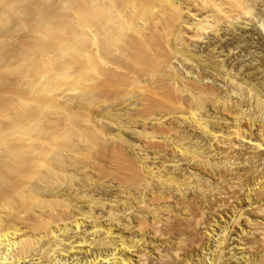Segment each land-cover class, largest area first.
<instances>
[{"label": "rangeland", "instance_id": "obj_1", "mask_svg": "<svg viewBox=\"0 0 264 264\" xmlns=\"http://www.w3.org/2000/svg\"><path fill=\"white\" fill-rule=\"evenodd\" d=\"M131 1L135 5H133V3L132 4L130 3L129 5H133L134 9H136V10H137V8H139L137 6H142V9L144 7V11L140 8L138 9V10H140L138 12V14L141 16V18H144L150 25H155L153 21L158 18L157 16H159L161 12L163 14L166 13L165 15L171 16V18H172L171 20L173 22L172 21H170V22H172L171 23L172 25L174 24L173 26L171 25L172 32L170 31L171 29L170 30L164 29L166 27V25H169V24H167V21H165L167 19L164 20L161 18V17L164 18L165 15L159 16L160 21H161L160 23H158L159 18H158V20L155 21L156 25H158L157 27H155L156 25L154 26L155 29H158L159 26L161 25V23L165 21L162 24V25H165V27L160 28V29H162V31L159 32V33L162 32L161 34H162L163 38L161 36V38H160L161 40L159 38H158L159 39L158 40L156 38L158 36H156L155 42L158 40L159 42L160 41L164 42V44L166 43V46L164 44H162V42H160L161 43L160 45H162L161 47L165 46V48L167 47L166 49L171 50V51L170 50L167 51L168 53L166 52L167 56L169 55V57H171L175 53L177 55L175 54L176 56H173L174 58L171 57L168 59L169 61L171 59L173 61V63H171L172 61L168 62V60H167V62H168V64H167L166 59L168 57L164 56V55H166V54H163L164 52L162 53L163 55L158 57L159 54H161V51H163V50H161L163 48H160L158 46L160 49H158V51H156L157 49L155 50V46L157 48V45H155L153 43L154 51H153V48L150 47V49H152V52L157 53V54L153 55V53L149 49L148 52H149L150 56L152 53L153 57H149L150 58L149 59L148 58V56H149L148 52H147V57L146 56L144 57V59L147 58V59L151 60L150 66L147 65V63H149V60L148 61L145 60L146 65L148 67L145 65L144 61H141V62H143V64L141 62H140L141 64L140 63L138 64V62H137V64L133 63L132 65L128 63V65H130V66L124 65L126 63L123 64L124 67L127 66V67L134 68L133 69L134 73L132 70H129L130 72H132V73L129 72V74H131L130 76H133V78L136 77L135 76V74H136L138 76V78H136V79H138V82L133 81L135 78L134 79L132 78V80L131 79L126 80L125 82H122V83L115 82L112 86L114 90L110 88V91L106 92L105 95L103 94V96H101L102 93H99L101 91L98 92V89H99L98 87H97V90L95 88H93L94 86L96 87L97 84L91 85L90 84L91 81L88 84L84 81L87 85L86 89H88L89 86H92L91 87L92 89L91 88H90L91 90L89 89L92 96L89 93H86L83 96H85V95L87 96L89 94L90 97L88 95L87 96L88 98H92L93 96H95V98L94 99H88L87 97L85 98L81 95L83 101L81 99L80 100L82 102H84L85 104L80 102V104L78 106L82 109H79V107H78L77 110L79 112L76 110V113L78 112L77 115L79 118H77V115L74 118V120L77 118L76 121L78 120L80 122V124H78L74 120H72V123L74 121V123H73L74 127H76V125H78V126L82 125L83 126V127L80 126L79 129L81 128L80 129L81 131L83 129L84 132H80L79 129L76 128L77 133L79 132V135L78 134L77 135L79 137L83 138L84 140H87V142L89 141V144L84 142V145L80 146V149L76 148V146L68 148V150L71 154V156H70L71 159L69 162L67 161L68 163L66 162V164H68L69 166L65 165V167L63 169L60 167L58 169V166H56V165H55L56 167L54 165L53 166H54V171L55 172L57 171L55 177H58V179L56 178L58 180V184L61 183V185H64V189H62V186H61L60 190H66L67 189V192H69L68 188H70V186H71V185H69L70 183L74 187L77 184L83 185L84 179L87 180L88 182L85 181V183H84L86 185H83V186H85L84 189L81 188V190L86 189L87 191L85 193H84V191H82L84 194L82 192L78 191V192H80V194L82 193L86 197L83 196L84 199H83V197H81L82 200L81 199L78 200L77 196H81L82 194L81 195H75L76 197L72 196V198H70V195L68 196V195L64 194V196L68 197L67 200H66V197L64 198V196H63L62 198L65 200H63V199H61V200H62V203L64 205L60 202L59 204H62L63 206L60 207L59 205H57L58 208L56 207V209L57 210H63L62 207L64 209H66L69 206H76V207H81V208L84 207L82 210H84L85 212L90 210V212L94 213V215H97V217H98V214H100L99 216L103 217L102 218L103 220L102 219L99 220L100 228L102 225H103L102 226L103 230H105L104 228H111V230L114 232L113 233L114 237H115V235H116V238L118 235L123 236L125 239L127 238L126 240L129 241L130 238L132 237V235H134L132 238L134 240H137L136 242H138V241L141 242L142 244L141 243L140 244L142 246L141 245H135V247H134L135 249L134 248H133V250L131 249L133 252L130 251V254L128 253V255L132 256V259H131V262L128 264H134L136 262V260L138 259L136 257H138L140 253H141L140 256L144 254L142 256L144 259L143 261L145 262L144 264H147V263L148 264H158V262L160 264H163V262H164V264H264V248H262V246L260 245L259 236H258V234H256L257 232L254 231L255 227L259 226V222H261L260 226L262 225V223H264V205H262V204H264V193L260 192L262 189H264V173H262V172H264V151L257 150V151H259V152H257L253 146L255 143L264 145V134H262V132H264V119H262V118H264V30H262V29H264V0H249V1L245 0V2H241V3H245L246 7L244 6L245 8L243 7V9L246 12H244L242 10L243 15H242V13H241V16L239 14L240 18H238L239 16L237 15L238 20L236 18H234L233 21L232 20L221 21V23L218 22L219 24L210 22V25H212L213 29L209 25L208 26L209 28L207 27V30L206 29H204L205 31L202 30L203 36H201V38H198L200 36L199 32H201V31L197 32L198 37L197 36L193 37L192 35H190L193 30L187 29V28H184V30H183V27H185V26L182 24V22H183V19H184V21H186V17H187L186 15L187 14L185 15V13H184L185 11L180 12L179 15L182 16L183 18H181L180 21L177 22V19L180 18V16L177 17L178 14L174 15V14H172L171 9H168L170 7L169 6L170 4L169 5H167V4L170 1L167 2V0H165V1L160 0V2H159V0H158V6L155 4V7L153 5L155 2H153V1H156V3H157V0H131ZM208 1L209 0H191V3H192V5L196 4L198 6L204 7L203 9L206 12V11L210 10L209 5L207 4ZM250 1L253 2L254 4H252ZM241 3H240V6L243 5ZM152 5H153V7H152ZM133 6H130V7H133ZM145 6H150V8L152 7L151 8L152 11H153V9H155L157 7H159V10H157L158 9L157 8L155 13L153 11V15L150 17L149 14L147 15V13H149V12L152 13L151 9L149 7H145ZM147 8L150 10L148 11ZM249 10H250V12H249ZM131 11L133 12L134 10H132V8H131ZM157 11H159V12L161 11V12L159 13ZM132 12H130V13H132ZM142 12L145 14H143ZM203 12H201V13H203ZM138 14L136 11L134 13V16L138 17L139 16ZM155 14L157 16H155ZM143 15L144 16L146 15V16L143 17ZM130 16L132 17V14H130ZM153 16L155 19L152 18ZM137 17H133V18L137 19ZM141 18L138 17V19H140V20H141ZM148 18H149V20H148ZM136 19H134V20L137 23V25L141 24V23L143 24L144 19H142L143 22H141L142 20L140 21V20H136ZM175 19H176V21H175ZM188 19H187V21H188ZM134 20L133 21L131 20V26L129 28L134 26L133 25V24H135ZM162 20H164V21H162ZM190 22H191V20H189V23ZM148 23L145 26H147ZM214 24H216V27H213ZM162 25H161V27H162ZM89 27H91V26H89ZM141 27H144V26H141ZM154 27H152V28L154 29ZM133 28H135V26ZM133 28H131V31H130L131 33L134 30ZM168 28H170V26H168ZM128 31L129 30H127V32ZM163 32H166L167 34H168V32H170L171 36H170V34H169V36H167L165 33V37H164ZM179 32L180 33L182 32L183 34L182 33L180 34ZM193 32L195 33L196 31H193ZM193 32H192V34H193ZM127 34H130V33L128 32ZM161 34H159V35H161ZM133 35L136 36L138 34L134 33ZM172 35H174V36H172ZM178 35H180L179 36L180 38L178 37ZM201 35H202V33H201ZM182 36H183V38L187 37L185 39V41L183 40ZM189 36H192L191 40H187V39H190ZM167 37H169V38H167ZM176 37H178V39L182 38V40H181L182 43L185 42L187 47H186V45H181L182 43L179 42ZM163 39L166 41H164ZM168 40H170V41L168 42ZM156 44H158V42ZM168 45H170V46H168ZM182 47H183V50L186 49V51H188V52H185V51L183 52L184 56H183V53L181 52ZM177 48L178 49L181 48V49L178 50ZM175 50L180 51V53L182 55H180L179 52H176ZM164 51H166V50H164ZM174 51H175V53H174ZM158 52H160V53H158ZM185 53H187V55ZM191 53L194 55L191 56ZM185 55L187 57H185ZM162 56L165 57L166 59L165 58H164L165 60L162 59L161 58ZM175 57H178V58L175 59ZM173 59H175L176 61ZM183 59H184V61L186 60V62H184ZM165 63L167 64V67H166L167 69H164V67L166 66ZM135 64H136V68L134 67ZM169 64H170L171 68H168ZM214 64L218 67H216ZM173 65H175V66H173ZM212 66H213V68H212ZM127 67H125V68H127ZM132 68H130V69H132ZM172 68H174V69H172ZM175 68H177L178 70H176ZM164 70L169 71V72H167L168 74ZM171 72H173L174 74ZM175 72H177V73H175ZM198 72H200L202 74H200ZM165 74L168 76H165ZM170 74L171 75L173 74L174 76H176L175 78L178 77L177 75H180V76L182 75V76H181V78L179 76L177 79H174L173 75L171 76ZM198 74H200L202 76V78H204L203 82L205 81L204 82L205 84H203V85H205V87L208 85L207 89L209 88V90L213 94L215 93L213 95L214 97L209 96V97H204V98L203 97L194 98L192 96L195 92V88L197 86L198 79L201 78L200 75H199L200 77H197ZM225 75H226V77H225ZM139 76L141 79H139ZM194 77L195 78L197 77L196 78L197 80ZM88 78H89V76H88ZM139 80L141 81L140 83H139ZM194 80L197 83H195ZM86 81L88 82L89 80H86ZM174 81H175V83H174ZM78 82L84 83L83 80L81 82L78 80L77 82L74 81L73 84L75 85V83L77 84ZM69 83L70 82H68L67 85H70ZM79 83L77 84L78 88H79V86H81L80 88L83 89V87H85V83H84V86H83V84L80 85ZM194 83H195V85H194ZM198 84H200V83H198ZM71 86L74 87L73 85H71ZM93 89H95V91H97V93L94 92V95L92 93ZM174 90H175V92H174ZM187 91L191 94V96L187 93ZM60 93L65 94V96L67 94V96L70 98L73 97L72 94L68 93L67 91L64 93L63 90H61ZM74 93H75L74 97H77L76 96L77 91ZM217 93H218V95H217ZM155 94H157V95H155ZM99 95H100V98L101 97L103 98L104 96H105V98L104 99L97 98V96H99ZM67 96H66V98H67ZM79 97H80V94H79ZM79 97H77V99ZM171 97L173 98V100L169 101V100H171L170 99ZM100 100H102V101H100ZM136 100L139 104L137 102H135ZM140 100H142V103ZM178 100L181 104L178 102ZM183 100H184V102H183ZM214 100L216 102L215 104H213ZM112 101L115 103H113ZM173 101H174V103H172ZM176 101L179 103L180 106L176 105V104H178ZM89 102L91 104H89ZM109 102H112L113 105ZM166 102H167V104H163ZM175 102H176V104H175ZM228 102H229V104H227ZM255 102H256L257 106H256ZM231 103L233 105H231ZM82 104H84V106L86 105L87 107H84ZM133 104L134 105L137 104V105L134 106ZM110 105H112L114 108L112 106L110 107ZM104 106L106 109L103 108ZM158 106H159V109H158ZM173 106L174 107L175 106H179V107L182 106L183 112L179 113L180 110L178 112H176V110H174L175 108ZM228 106L233 107V108L231 107V109L234 111L235 117L240 115L241 118L239 117L240 118L239 123H238V121L235 122L232 119L234 117V115L232 112H229L230 109L228 108ZM89 107H90V109L92 107L93 108L90 110ZM108 107H110V110ZM169 107L170 108L172 107L171 108L172 110H170ZM189 107H190V109H189ZM226 107L229 109V110L227 109L228 110L227 112H225V110H224ZM184 108H185V110H184ZM114 109H116V110H114ZM165 109L166 110L168 109V111H170L171 113L170 112L167 113L168 111L166 112ZM236 110H238L239 112ZM102 111L104 114L108 113L109 115H104L102 113ZM117 111L119 114L117 113ZM191 111L196 112V114L198 116L202 117L206 121V124L208 123L207 125L209 127H211L209 130L214 131V129H215V132L218 131L219 135L222 134V135H220L222 137L218 138V140H216V139L212 138L211 135L209 136L207 133H202L204 131H202L200 128H198V126L193 121L192 117L190 118L191 115H189V112H191ZM208 111H209V113H208ZM114 112H116L118 115L115 114ZM236 112H238V115L235 114ZM226 113H230V114H226ZM231 113H232V118L229 117V115L231 116ZM169 114H172V117H171V115L169 116ZM155 115H156V117H155ZM183 115H185V116H183ZM104 116L106 118H104ZM121 116H124L125 118L121 117ZM127 116L128 117L130 116V117L127 118ZM131 116H132V118H134V117L135 118L131 119ZM136 116L137 117L139 116V117L137 118ZM159 116L161 119L159 118ZM170 117L174 118V121ZM214 117H215V119H214ZM245 117L247 119H245ZM93 118H95V120H97V122ZM119 118H121V119L118 120ZM181 118H187V119L184 120ZM79 119H81V121ZM98 119H99V121H98ZM108 119L112 123H110ZM128 119H129V121H128ZM156 119H157V121H156ZM159 119H160V121L163 120V122L162 121L158 122ZM100 120H101V122H100ZM112 120L114 121V124H115V122H117V123L115 125H113ZM126 120L128 123L126 122ZM175 120L177 122H175ZM190 120H191V122H190ZM88 121H91L92 123L88 122ZM75 122H76V124H75ZM90 123H91V125H90ZM99 123H101L100 125L102 127L99 125ZM124 123H126V124H124ZM153 123L156 125H153ZM179 123L181 124V126ZM213 123L214 124L216 123L215 125L217 127L212 126V125H214ZM232 123H233V125H232ZM87 124H89V125H87ZM96 124L98 125L99 128L95 127ZM110 125H111V127L113 125V127H112L113 129L110 127ZM144 125H146V126H144ZM237 125H239L238 128H240V130L237 128ZM249 125H250V127H249ZM86 126H88V127L91 126V127H89L90 129H92V127H93V129H92L93 132H92V130H89V128ZM114 126H116V127H114ZM234 126H236V128L239 130L238 133L240 132L239 135L242 136L243 138L240 137L239 140H232V139L229 140L230 138L229 139L226 138L230 134V132L234 130V129H232V127L234 128ZM251 126H252V129H251ZM129 127H131V129ZM168 127H169V129H168ZM260 127L262 130L260 129ZM105 128H106V130H104ZM107 128L109 131L107 130ZM166 128H167V130H166ZM170 128H171V130H170ZM217 128H220V129H217ZM137 129H138V131H137ZM144 129H145V131H144ZM111 130H112V132H111ZM89 131L91 132V135H93V133H94L95 137L97 136V133H98L99 136H97L96 138L101 137L102 139L100 138V139H97V141H96L95 137L87 138L88 134H90ZM95 131H99V132H95ZM100 131L101 132L103 131V132L100 134ZM119 131H120V133H119ZM170 131H171V133H170ZM258 131H259V133H258ZM85 132H86L87 136H84V135H86V134H84ZM110 132H111V134H110ZM138 132H140V133H138ZM180 132H182V133H180ZM246 132H248V133H246ZM135 133H137V134H135ZM141 133L143 135H145V133L146 134L148 133V135L143 136ZM168 133H169V135H168ZM223 133L225 135L227 133V135L224 136ZM184 134L186 135V137ZM82 135H83V137H82ZM91 135H89V136H91ZM106 135H109V136H106ZM202 135H204V136H202ZM110 136L112 137V139H110L111 138ZM165 136H167V137L165 138ZM244 137H245V139H244ZM85 138H87V139H85ZM119 138H121V140ZM162 139H164L163 140L164 142L162 141ZM225 139H226V141L227 140L230 141V144H232V146H233L232 147L233 149L227 151L230 154L223 151L226 147V145H224ZM99 140H101V141H99ZM174 141H176L177 143ZM182 141H183L184 145H183V143H181ZM228 141L225 142V144H227ZM234 142L236 143V146H235ZM248 142L250 143V145L251 144L252 145L250 146ZM252 142L253 143L255 142V143L253 144ZM175 143L176 144L181 143L180 144V145H182L181 149L184 147L183 150L180 151L177 147H175L176 146ZM85 144H87V145H85ZM230 144L228 143L229 146H230ZM83 146H84V148H82V150H81V147H83ZM87 146H89V147L85 148ZM134 146H136L137 148L143 147L142 148L143 151L140 149L138 150ZM197 146H198L199 150H198ZM238 146H240V147H238ZM250 147H253V148L251 149ZM187 149H188V152H186ZM177 150H179V151H177ZM189 150H190L191 154L189 153ZM262 150H264V149H262ZM71 151L74 153L76 161L74 159H72V157H74V156L72 155ZM222 151L224 153H222ZM137 152H139V153H137ZM199 152H201V153H199ZM231 152H232V156H229V155H231ZM174 153H175V155H174ZM145 154H146V159H145ZM223 154H225V155H223ZM67 155H69V154H67ZM201 155L202 156L204 155V156L202 157ZM172 156H174L175 159ZM196 156H198V157H196ZM220 156H221V158H220ZM227 156H229V157H227ZM164 157H165V159H164ZM139 158L140 159L142 158L144 161L142 159L140 160ZM204 158H205V160L207 159L206 162H205ZM150 159H151V161H150ZM188 159H190V160H188ZM224 159L226 160L227 164L226 163L223 164ZM71 160H72V162L74 160L73 165H70ZM203 160L205 162V165L203 164L204 163ZM164 161H166V162L162 163L163 164V168H162L161 162H164ZM201 161H202V163H201ZM213 161H214L215 165H217V166L219 165L218 168H216L217 166L213 165L214 164ZM144 162H147V165H146V163L144 164ZM209 162H211L210 164L213 163L212 164L213 166L209 165L208 164ZM229 162H231V163L229 164ZM257 162H258V164H257ZM217 163H219V164H217ZM148 164H149V166H148ZM227 165H230V166H227ZM66 166H68V167H66ZM143 166L145 169H147V170L149 169V171L145 170L143 168ZM139 167H140V169H139ZM229 168H230V170H229ZM136 169H138V171ZM231 169L234 170V173L232 171L231 178L232 177L233 178L231 179V182H230V179H227L228 177L230 178V175L227 176L225 174L230 173ZM58 170L62 171V172L65 171V172L69 173V175H68V173H65L68 182L70 181L69 184L64 183L67 181L66 178H64L65 175L62 176V174H64V172L61 174V172H58ZM133 170H135V171H133ZM142 170H144V172L146 171V173H144ZM154 170H155V172H156V170L160 171L159 174L157 175L159 178L157 176H154V175L152 177V174H150L151 176L149 175V173H151L152 171L154 172ZM225 170L227 171V173ZM219 171L220 172L222 171V172L220 173ZM228 171H230V172H228ZM235 171H236V174H235ZM256 171L257 172L259 171L258 172L259 174ZM57 173L60 176H57L58 175ZM71 173H73L74 176ZM135 173L137 176L142 177V179L137 177L135 175ZM139 173L141 176L138 175ZM141 173L143 174V176ZM219 173L223 176H221ZM70 174H71V176H70ZM147 174H148V176H147ZM163 174H164V176H163ZM233 174L237 175L238 178L235 179L234 177H237V176H234ZM131 175H133V177ZM171 175L174 177L173 178L174 180L172 179ZM214 175L218 176L219 178L215 177ZM160 176H163V177H160ZM168 176H169L170 180L168 179ZM60 177H63L64 180ZM69 177L71 179L74 178V180L73 179H72V181L69 180ZM146 177H148V178H146ZM225 177H226V179H225ZM257 177H259V179ZM59 178L62 179L61 182H59L60 181ZM132 178H133V180H132ZM138 178H139V180H138ZM153 178L155 181H153ZM78 179L80 180V182ZM185 179H186V181H185ZM165 180H166V182H165ZM178 180H180V182ZM227 180H229V181H227ZM137 181H139L138 182L139 184H137ZM143 181H144V183H148L146 188H145L146 184L144 185ZM182 181H183V183H182ZM195 181H196V183H195ZM81 182H82V184H80ZM184 182L187 186H190V189H188V187L186 185H184ZM188 182H190V184ZM73 183H74V185H73ZM135 183L139 187H137L135 185ZM175 183L177 184L176 187H175ZM191 184L194 186H192ZM234 184H236V185H234ZM90 185H92V187ZM102 185H104V186L102 187ZM143 185H144V191L142 188ZM179 185H180V187H179ZM181 185H182V187H181ZM214 185H215V187H214ZM57 186L60 187V185H57ZM140 186H141V188H140ZM183 186L185 188H183ZM99 187H101V188L98 189ZM162 187H164V188H162ZM90 188H93V189H90ZM207 188H208V190H207ZM213 188L215 191H217V192L219 191L218 195L215 194L214 190H212ZM217 188H219V189H217ZM225 188H227V189H225ZM72 189H75V187ZM88 189H89V191H88ZM136 189L139 193L141 192V194H139L136 191ZM147 189H148V191H147ZM204 189L208 192L204 191ZM258 189H259V191H258ZM104 190H106V191L104 192ZM157 190H159L160 193L157 192ZM162 190H164V191H162ZM178 190H179V192H177ZM180 190H182V191H180ZM98 191H100V192L98 193ZM149 191H150V193H149ZM154 191H156V192H154ZM213 191H214V193H213ZM75 192H77V191H75ZM153 192H154V197L152 194ZM262 192H264V190H262ZM167 193H169L170 195ZM92 194H93V196H92ZM122 194L123 195L125 194L124 196H126V197H124ZM143 194H144V196H143ZM159 194H160V196H158ZM162 194H165V195H162ZM166 194H167V196H166ZM224 194H225V196H224ZM257 194L260 195L261 198H260V196H257ZM213 195H215V196L213 197ZM232 195L234 198H232ZM134 196H135L136 201L134 200ZM136 196H137V198H136ZM181 196L182 197L184 196V197L182 198ZM218 196H220L219 199H218ZM113 197H115V199H116L115 201L118 203H116V202L114 203ZM129 197H132V198H129ZM151 197L154 198L153 202H151L152 199L150 200ZM155 197L156 198L158 197L157 200H159V201L163 197L165 198V200H166V198H168V201L166 200L167 201V203H166L165 200L162 199L161 202H159L156 200ZM95 198H97V199L95 200ZM145 198H147V199L145 200ZM73 199H74V201H73ZM175 199H176V201H175ZM181 199H182V201H181ZM75 200L76 201L78 200L79 202L77 201V203H76ZM89 200L92 202L87 203V202H90ZM110 200H112V201H110ZM219 200H220V203H222L221 200L223 201V203L220 204L218 202ZM224 200H226L225 203H224ZM80 201H81V204H83V205L80 204ZM109 201L111 203H109ZM148 201H150L151 204L153 203L154 207ZM154 201H157L159 204L154 202ZM186 201H188V202H186ZM68 202L70 203V205H68L69 204ZM124 202H125V204H124ZM131 202L134 204L135 207L133 206V204ZM145 202L147 203V205L149 204L147 206V211L149 209V212L152 213V216L156 215L157 211L155 212V214H153V212H151V211H153L155 209H159L161 207H162L161 209H163L165 206H167V209L170 212L168 210H166V208H164L163 210L159 209L163 212L162 213L163 217L161 215V211H158L157 215H159V216L161 215L162 218L161 217L158 218L159 216H157V215L152 217V216H150V213L146 212V209L143 208V207H146ZM162 202L164 203V206H162L163 205ZM178 202L179 203L181 202V203L179 204ZM217 202H218V204H217ZM108 203H109V205H108ZM142 203H144V204H142ZM185 203H187V204L191 203V205L189 204L187 206V204H185ZM86 204H87V206H86ZM110 204H112L113 207ZM129 204H132V205H129ZM170 204H172V205H170ZM65 205H67V206H65ZM124 205L125 206L127 205V206L125 207ZM141 205H143V206H141ZM150 205L152 207L151 209H150ZM217 205H218V207H217ZM224 205H227L228 207L224 206ZM136 206H137V208H136ZM201 206H203V207H201ZM222 206H224V207H222ZM90 207H92V209ZM140 207H142V208H140ZM168 207L171 209H169ZM185 207H187V208L189 207L188 208L189 211H187L185 209ZM232 207H234V208H232ZM260 207L262 208L261 213L259 211V209H261ZM257 208H258V210H257ZM105 209H106V211H105ZM143 209H145V211ZM201 209H203L204 212ZM115 210L118 212H116ZM139 211H141L140 212L141 214L139 213ZM255 211L258 212L259 214H257ZM109 212H111L113 214L115 213L117 216L116 218H119L121 220L122 219L126 220V218L128 217L126 221L129 220L130 223L132 222V226L137 222V221H135L137 219L140 221L142 219V221H143L144 218L142 216L145 217V220L143 221L144 223L146 221V217H148V216H150V217H149V220L147 218V220H148V221H146L147 223L151 222L153 218H154V220H157V218H158L157 221L158 222L161 221L159 225H161L162 222L164 224V225L162 224V227L159 226L161 228L160 230H162V232L160 231L161 234L162 233L164 234V235L162 234V237H164V238H162V237H160L161 239H159V237L154 238L152 235L149 234V230L147 232V229H149L147 227H146L147 229H143L142 234L139 233L140 234L139 235L137 233V231H135V230L133 231L134 228L131 230H125L126 231L125 232L124 229L121 227V225H119L120 223L114 226V224H116V221L114 223L113 222L111 223L113 226L110 223H109L110 225L107 226L108 222L104 217H106ZM145 212L147 214L148 213L149 214L147 215ZM184 212H187V214ZM143 213H144V215H143ZM158 213H160V214H158ZM168 213H169V215H168L169 217L167 216ZM189 213L191 214L192 217L189 216L190 215ZM118 215H121V216H118ZM200 215H201V217H200ZM122 216H124V217H122ZM164 216H167L169 219L170 218L171 219L169 220L167 217H164ZM155 217H156V219H155ZM185 217H187V218H185ZM164 218H166V220ZM159 219H161V220H159ZM212 219L214 222L212 221ZM234 219L236 220V223L234 222L235 221ZM167 220H168V222L165 223V221H167ZM251 221H252V223H251ZM84 224L86 226L84 229H88V228H90V226H92L91 222L89 223V221L85 222ZM213 224H214V226H213ZM250 224H252V226ZM100 228L97 229L98 231L93 232V233H90L87 231L88 232L87 234L89 236H86L87 234H84V233L82 236V232L85 231L82 227L80 230H82V229L83 230L80 231L81 234L79 233V235H78V238L80 235L82 236V238L80 237V241L83 239V237L85 235L84 239L86 238V241L87 240L89 241L91 239L89 243H91L93 241L94 244L92 242V246L90 245V247L86 246V247H84V249L82 248L81 251H83V250L84 251L80 252L81 254L78 253V254L73 255V257L71 255L68 256L66 254L65 259L63 258V260L60 263L61 264L62 263L63 264H68V263L70 264L72 262V260H74V258L75 259L78 258L77 259L78 263H76V264H80V262H82V264H86L85 259L86 260L92 259V257L95 256L94 254L97 255L98 253H100V254L102 253L101 254L102 256L103 255L105 256L106 254H110V252H111L110 248H108L107 246L101 247V245L97 244L98 239L100 240V239L104 238L103 237L104 234L101 233ZM88 230H90V229H88ZM210 230L213 231L212 234L211 233L208 234V232ZM169 231H170V233H169ZM247 231H251V232H249L250 234ZM253 231H254V233H253ZM133 232H135L136 234ZM121 233H123V235ZM94 234L96 236H94ZM223 235H224V238H223ZM145 236H147V237H145ZM167 236L169 237V239L170 238L171 239L169 240ZM173 236H174V238L172 239ZM93 237H95V238H93ZM101 237H103V238H101ZM116 238H114V239L116 240ZM155 239H156V241H155ZM173 240L175 241L176 244L174 243ZM88 241L86 242L87 244H88ZM218 241L220 242V245H219ZM150 242H151V244H150ZM87 244H85V245H87ZM171 244L173 246H171ZM255 245L257 248L255 247ZM169 246L171 247L172 251L170 250ZM249 246H250V249H249ZM91 247L93 249H90V251H91V253H90V251L88 249ZM103 247H105V249ZM106 248H108V249H106ZM157 248L160 250H158ZM245 248H248V249H245ZM260 248L262 249V251ZM109 249H110V251H109ZM165 250L168 254L169 253H171V254H169V255L166 254L164 252ZM221 250H222V252H221ZM87 251H88V253H87ZM174 251L178 252V253H175ZM85 252L87 253L88 257L86 256ZM158 253H159V255H158ZM161 253H162V255H161ZM163 253L165 254L164 257H163ZM166 255H168V256H166ZM165 258H166V260H165ZM119 264H121V263H119Z\"/></svg>", "mask_w": 264, "mask_h": 264}, {"label": "bare ground", "instance_id": "obj_2", "mask_svg": "<svg viewBox=\"0 0 264 264\" xmlns=\"http://www.w3.org/2000/svg\"><path fill=\"white\" fill-rule=\"evenodd\" d=\"M165 1V0H163ZM170 1V2H169ZM249 1V0H246ZM153 5L155 7V4L158 6V0L157 3L156 1ZM160 2V0H159ZM167 2H169L167 5H169L168 9H171L172 14L177 15V17H179V13L185 11V16L186 17V21H184L182 24L185 26L184 28L187 29H191L193 31H196L195 33L191 32L190 35L197 36L198 31L200 36L198 38H201V36H203V31L204 29L207 30V27L210 25L211 23H221V21H229L232 20L234 18L237 19V15L241 16V13L243 15L242 10L244 11L243 7L245 6V3H241V2H245V0H209L207 2V4L210 7V10L206 11L203 9L204 7L198 6L196 4L191 3V0H167ZM251 2V1H250ZM132 4L133 2L131 0H0V264H59L63 258L65 259L66 254L69 256L71 255L73 257V255L78 254L81 251L82 248L84 249V247L92 246V242H90V240L88 241V244L86 243V238L80 241V237L82 238L83 233L87 234L88 232L93 233L98 231L97 229L100 228V224H99V220H101L103 217H100L98 214L94 215V213L89 211H84L82 210L83 208L81 207H76V206H69L68 208L64 209L62 207L63 210H57L56 207L57 205H59L60 207L63 206L64 204L62 203L63 199L62 197L65 195H70V198H72V196L75 195H81L84 191V193L87 191L85 190H81L84 189L86 185L83 182V185H75V189L72 186V184L70 183V181L68 182L67 177L65 175V173L68 172H64V174H62V176H64V178H66V182L64 183H70L69 185L70 188H68L66 190H60L61 186L62 189H64V185L58 184V177L56 176V172L54 171V166H58L60 168H64L66 164V162L70 161V152L68 150V148L71 147H75L80 149V146L84 145V142H86L87 144H89V141L87 142V140H84L83 138L79 137V132L77 133V129H79V127H83L82 125L78 126L76 125V127H74V121H76L78 117L77 113L79 112L78 109V105L80 104V102H82V96L86 93H90V90L92 89V86H89L88 89H86V83L88 84L91 81V85H96V87L94 86L93 88H95L97 90V87L100 89H98L99 93H102L101 96H103V94L105 95L106 92L110 91V88L113 89V84L115 82L117 83H122L125 82L126 80H132L133 76H130L131 74H129V70H132L134 73V68L132 67H127L130 66L129 64H133L138 62V64L141 61L145 62L146 65V61H148L150 58L149 57H153L154 53L152 52L153 48V43L155 45H157V48L155 46V50L158 51V49L163 48L161 50V54H159L158 57H160L163 54H166L164 56L168 57L167 59L165 57H161L162 59H166V62L169 58H174L173 56H176L177 54L172 55L171 57H169V55L167 56V51H169L168 49L165 48L166 43L164 44V42H162V44H164V47H161L162 45H160L161 43L158 41L161 36H162V32L159 33L160 31H162V29L160 28H164L165 25H162L165 21H167L166 27L164 29H171V23L173 22L171 19L170 15H165L166 13H160L159 16H163L165 15V17H161L162 19H167V20H162L164 22L161 23V25L159 26L158 29H155V27H157L158 25H156L155 21L158 20L159 16H157L155 14V16H157L158 18L155 19L154 16L152 18H154L155 20L153 21L154 24L156 25H150L144 18H141V16L138 14V12L140 10H138L139 8L142 9V6H137L139 8L134 9L135 5L133 3V5H129ZM240 3L243 4L240 6ZM252 4H254L253 2H251ZM152 5V7H153ZM166 5V6H167ZM133 6V7H130ZM151 6V5H150ZM150 6H145V7H149ZM156 6V7H157ZM250 6V5H249ZM151 7V8H152ZM246 7V6H245ZM244 7V8H245ZM134 10L133 12L131 11ZM150 8V9H151ZM158 8V9H157ZM155 9H153L154 13L157 10H159V7H157ZM167 8V7H166ZM253 8V7H252ZM148 9V8H147ZM148 9V11L150 10ZM137 11V14L139 15L138 17L142 19H144L141 21L140 19H138L137 16H134V13ZM144 11V7L142 9ZM147 11V10H146ZM153 11L151 9L152 13H147V15L149 14V16L151 17L153 15ZM204 11V12H203ZM252 11V10H251ZM132 12V13H130ZM203 12V13H201ZM246 12V11H244ZM248 12V11H247ZM250 12V10H249ZM143 13V12H142ZM130 14H132V17L130 16ZM145 14V13H143ZM151 14V15H150ZM250 14V13H249ZM247 15V14H246ZM146 16V15H145ZM143 15V17H145ZM240 16L238 18H240ZM133 17H137L133 18ZM133 18V19H132ZM169 18V19H168ZM183 18L182 16H180V18L177 19V22L180 21V19ZM189 18V19H188ZM140 20L141 22H143V24H138L135 22V20ZM188 19V21H187ZM235 19V20H236ZM131 20L135 22V24H133L135 26V28H133L134 26H132L131 28H133L134 30L131 31V28H129L131 26ZM149 20V18H148ZM189 20H191V22L189 23ZM238 20V19H237ZM146 21V22H145ZM159 21V22H158ZM157 22L160 23V18ZM172 21V22H170ZM176 21V19H175ZM133 22V23H134ZM150 22V21H149ZM170 22V23H169ZM140 23V22H139ZM148 23L147 26H145ZM218 23V24H219ZM174 25V24H173ZM172 25V26H173ZM179 25V24H178ZM177 25V26H178ZM262 25V24H261ZM91 26V27H89ZM144 26V27H141ZM155 26V27H154ZM168 26H170V28H168ZM137 27V28H136ZM154 27V29L152 28ZM181 27V26H180ZM210 27L212 28V25H210ZM213 27H216V24H214ZM209 28V27H208ZM210 28V29H211ZM137 29V30H136ZM181 29V28H180ZM179 29V30H180ZM209 29V30H210ZM213 29V28H212ZM127 30H129L128 32L130 34H127ZM167 30V31H168ZM186 30V29H185ZM190 30V31H191ZM208 30V31H209ZM264 30V29H262ZM172 32V29L170 30ZM205 31V30H204ZM92 32V33H91ZM186 32V31H185ZM189 32V31H188ZM134 33H137L138 35H133ZM161 35H159V34ZM164 37H165V33L163 32ZM180 33V32H179ZM182 33V32H181ZM180 33V34H181ZM202 33V35H201ZM158 34V35H157ZM171 36V33L168 32V34L166 33L167 36ZM183 34V33H182ZM196 34V35H195ZM205 34V33H204ZM185 35V34H184ZM187 35V34H186ZM189 35V34H188ZM158 36V37H156ZM174 36V35H172ZM180 35H178L179 37ZM192 36H189L190 39L187 40H191ZM155 37L158 39H156L157 41L155 42ZM178 37H176L178 39ZM163 38V36H162ZM169 38V37H167ZM180 38V37H179ZM183 38V36H182ZM182 38L178 39L179 42L182 43ZM187 38V37H186ZM185 37L183 38V40L185 41L186 39ZM165 39V38H164ZM163 39V40H164ZM176 39V40H177ZM161 40V39H160ZM197 40V39H196ZM166 41V40H164ZM170 40H168L169 42ZM177 41V42H178ZM158 42V44H156ZM188 42V41H187ZM180 43V44H181ZM189 43V42H188ZM187 43V44H188ZM178 45V44H177ZM176 45V46H177ZM181 45H186V43H182ZM189 45V44H188ZM160 48H159V47ZM170 46V45H168ZM172 46V45H171ZM173 47V46H172ZM184 47V46H183ZM182 47V53L188 52L185 50H183ZM187 47V45H186ZM165 48V49H164ZM149 49L152 52L151 56L149 54ZM178 49V48H177ZM181 49V48H180ZM178 49V50H180ZM166 50V51H164ZM154 51V48H153ZM171 51V50H170ZM147 52H148V58L149 59H144V57H147ZM164 52V53H163ZM167 52V53H166ZM179 52L180 55H182L180 53V51H176ZM160 53V52H158ZM163 53V54H162ZM193 53V52H192ZM191 53V56L194 55ZM170 54V53H169ZM187 55V53H185ZM171 55V54H170ZM185 55V57H187ZM196 55V54H195ZM156 56V55H155ZM184 56V53H183ZM199 56V55H198ZM195 57V56H194ZM204 57V56H203ZM178 57H175V59ZM144 59V60H143ZM164 59V60H165ZM173 59V60H175ZM187 59V58H186ZM146 60V61H145ZM188 60V59H187ZM150 61L149 63H147V65L150 66ZM172 60L170 59V61L168 60V62H171ZM176 61V60H175ZM184 61V59H183ZM167 62V64H168ZM186 62V60L184 61ZM189 62V61H188ZM126 63V64H124ZM143 64V62H141ZM140 63V64H141ZM173 63V61L171 62ZM124 65H127L125 67ZM136 64L134 65V67L136 68ZM166 64V63H165ZM164 64V65H165ZM167 64L164 67V69H167ZM206 64V63H205ZM146 65V66H147ZM181 65V64H180ZM215 65V64H214ZM175 66V65H173ZM216 66V65H215ZM223 66V65H222ZM138 67V66H137ZM148 67V66H147ZM218 67V66H216ZM224 67V66H223ZM132 68V69H130ZM168 68L170 67V64L168 66ZM213 68V66H212ZM138 69V68H137ZM141 69V68H140ZM151 69V68H150ZM174 69V68H172ZM171 69V70H172ZM176 70H178L177 68H175ZM199 69V68H198ZM169 70V69H168ZM170 70V71H171ZM175 70V71H176ZM90 71V72H89ZM150 71V70H149ZM166 71V70H164ZM173 71V70H172ZM200 71V70H199ZM203 71V70H202ZM216 71V70H215ZM169 71H166V73ZM186 72V71H185ZM132 73V72H130ZM136 73V72H135ZM173 73V72H171ZM177 73V72H175ZM196 73V72H195ZM200 73V72H198ZM168 74V73H167ZM174 74V73H173ZM172 74V75H173ZM179 74V73H178ZM202 74V73H200ZM198 74L197 77H200L201 75ZM171 75V74H170ZM171 75V76H172ZM200 75V76H199ZM89 76V78H88ZM136 77H134L133 81L138 82V76L135 74ZM165 76H168L165 74ZM178 77L180 75H177ZM182 76V75H181ZM180 76V78H181ZM188 76V75H187ZM193 76V75H192ZM174 79L176 76H174ZM196 77V78H197ZM226 77V75H225ZM169 78V77H168ZM195 78V77H194ZM195 78V79H196ZM139 79L140 76H139ZM202 76L200 79H198V84L197 82V86L195 88V92L192 95L194 98L197 97H211L214 94L209 90V88L207 89L208 85L205 87V84L203 82ZM251 79V78H250ZM82 81L85 83V87L80 88L81 86H79L78 88V83L75 85L73 84L74 81ZM86 80H89L88 82ZM143 80V79H142ZM146 80V79H145ZM144 80V81H145ZM170 80V79H169ZM197 80V79H196ZM206 80V79H205ZM222 80V79H221ZM236 80V79H235ZM149 81V80H148ZM172 81V80H171ZM170 81V82H171ZM234 81V80H233ZM68 82H70V85H67ZM129 82V81H128ZM141 81L139 80V83ZM147 82V81H146ZM173 82V81H172ZM189 82V81H188ZM230 82V81H229ZM84 83H79L80 85ZM143 83V82H142ZM152 83V82H151ZM155 83V82H154ZM175 83V81H174ZM173 83V84H174ZM191 83V82H190ZM194 83V85H195ZM89 84V85H90ZM138 84V83H137ZM136 84V85H137ZM183 84V83H182ZM71 85H73L74 87H72ZM193 85V86H194ZM201 85V86H200ZM69 86V87H68ZM77 86V87H76ZM192 86V87H193ZM231 86V85H230ZM180 87V86H179ZM195 87V86H194ZM85 88V89H84ZM91 88V89H90ZM181 88V87H180ZM90 89V90H89ZM95 89H93V95L94 92L97 93V91H95ZM187 89V88H186ZM194 89V88H193ZM61 90H63V92L65 93L66 91L68 93H71L72 96L74 97V92L77 91L76 96L80 97L77 99V97H68L67 94V98L65 96V94H61ZM114 90V89H113ZM160 90V89H159ZM178 90V89H177ZM176 90V91H177ZM213 90V89H212ZM79 91V92H78ZM190 91V90H189ZM193 91V90H192ZM219 91V90H218ZM239 91V90H238ZM241 91V90H240ZM164 92V91H163ZM175 92V90H174ZM178 92V91H177ZM185 92V91H184ZM191 92V91H190ZM215 92V91H214ZM231 92V91H230ZM187 93L191 96V94L187 91ZM232 93V92H231ZM88 94V95H89ZM177 94V93H176ZM175 94V95H176ZM64 95V96H63ZM82 95V96H81ZM87 95V96H88ZM97 95V94H96ZM100 95L97 96V98H100ZM157 95V94H155ZM162 95V94H161ZM160 95V96H161ZM178 95V94H177ZM176 95V96H177ZM181 95V94H180ZM218 95V93H217ZM86 95L83 97H87ZM92 96V94H91ZM170 96V95H169ZM90 97V95H89ZM214 97V96H213ZM216 97V96H215ZM240 97V96H239ZM88 98V97H87ZM95 96H93L92 98H88V99H94ZM105 96L102 98L104 99ZM133 98V97H132ZM137 98V97H136ZM160 98V97H159ZM163 98V97H162ZM161 98V99H162ZM191 98V97H190ZM82 101H81V100ZM84 99V98H83ZM140 99V98H139ZM142 99V98H141ZM172 101L173 98H170ZM212 99V98H211ZM249 99V98H248ZM260 99V98H259ZM86 100V99H85ZM84 100V101H85ZM138 100V99H137ZM137 100L135 102H137ZM158 100V99H157ZM166 100V99H165ZM177 100V99H176ZM180 100V99H179ZM178 100V102H179ZM205 100V99H204ZM213 100V99H212ZM261 100V99H260ZM91 101V100H90ZM102 101V100H100ZM139 101V100H138ZM142 103V100H140ZM160 101V100H159ZM188 101V100H187ZM198 101V100H197ZM210 101V100H209ZM86 102V101H85ZM92 102V101H91ZM113 102V101H112ZM109 102L113 105V103L115 102ZM163 102V101H162ZM177 102V101H176ZM175 102V104H176ZM177 102V103H178ZM182 102V101H181ZM184 102V100H183ZM190 102V101H189ZM211 102V101H210ZM84 103V102H82ZM108 103V104H109ZM138 103V102H137ZM158 103V102H157ZM161 103V102H160ZM174 103V101L172 102ZM180 103V102H179ZM176 104V105H179ZM186 103V102H185ZM188 103V102H187ZM215 100L214 103L215 104ZM225 103V102H224ZM85 104V103H84ZM84 104H82L84 106ZM89 104H91L89 102ZM105 104V103H104ZM103 104V105H104ZM131 104V103H130ZM139 104V103H138ZM163 104H167L163 103ZM169 104V103H168ZM181 104V103H180ZM193 104V103H192ZM210 104V103H209ZM229 104V102L227 103ZM237 104V103H236ZM256 104V102H255ZM88 105V104H87ZM93 105V104H92ZM110 105V107L112 106ZM115 105V104H114ZM134 105V104H133ZM132 105V106H133ZM137 105V104H135ZM134 105V106H135ZM158 105V104H157ZM174 105V104H173ZM185 105V104H184ZM190 105V104H189ZM206 105V104H205ZM231 105H233L231 103ZM238 105V104H237ZM81 106V105H80ZM82 106V107H83ZM89 106V105H88ZM97 106V105H96ZM117 106V105H116ZM161 106V105H160ZM169 106V105H168ZM172 106V105H171ZM180 106V105H179ZM173 106L174 110H176V112L179 113L183 112L182 111V106ZM195 106V105H194ZM198 106V105H197ZM215 106V105H214ZM225 106V105H224ZM246 106V105H245ZM257 106V104H256ZM84 107H87L86 105ZM91 107V106H90ZM89 107V109H90ZM110 107L109 110H110ZM113 107V106H112ZM118 107V106H117ZM131 107V106H130ZM164 107V106H163ZM193 107V106H192ZM209 107V106H208ZM232 107V106H231ZM231 107L228 106L224 109L225 112H227L229 110V112H232L234 115V111L231 109ZM237 107V106H236ZM235 107V108H236ZM259 107V106H258ZM93 108V107H92ZM91 108V109H92ZM102 108V107H101ZM105 108V106L103 107ZM114 108V107H113ZM134 108V107H133ZM170 108V107H169ZM172 108V107H171ZM170 108V110H172ZM233 108V107H232ZM79 109H82L79 107ZM88 109V108H87ZM90 109V110H91ZM106 109V108H105ZM112 109V108H111ZM137 109V108H136ZM159 109V106H158ZM190 109V107H189ZM228 109V110H227ZM241 109V108H240ZM76 110L78 111L76 113ZM103 110V109H102ZM116 110V109H114ZM113 110V111H114ZM166 110V109H165ZM185 110V108H184ZM198 110V109H197ZM213 110V109H212ZM222 110V109H221ZM250 110V109H249ZM105 111V110H104ZM112 111V112H113ZM168 111V109L166 110V112ZM194 111V110H193ZM189 112L190 118H193V121L195 122V124L198 126V128H200L202 133H207L209 136L211 135L212 138L218 140V138H221L222 134L219 135L218 131L215 132L212 130H209L211 127H209L206 124V121L198 116L196 114V112ZM238 111V110H236ZM160 112V111H159ZM165 112V111H164ZM170 111H168L167 113H169ZM186 112V111H185ZM224 112V111H223ZM239 112V111H238ZM238 112H236L235 114L238 115ZM241 112V111H240ZM247 112V111H246ZM262 112V111H261ZM101 113V112H100ZM103 113V111H102ZM106 113V112H105ZM115 114L117 113L114 112ZM125 113V112H124ZM158 113V112H157ZM166 113V114H167ZM171 113V112H170ZM188 113V112H187ZM191 113V114H190ZM209 113V111H208ZM232 113L231 116L229 115V117L232 118ZM258 113V112H257ZM104 114V113H103ZM119 114V113H118ZM117 114V115H118ZM128 114V113H127ZM185 114V113H184ZM216 114V113H215ZM226 114H230V113H226ZM241 114V113H240ZM77 115V118L74 120L75 116ZM104 115H109L104 114ZM111 115V114H110ZM124 115V114H123ZM172 114H169V116ZM202 115V114H201ZM115 116V115H114ZM113 116V117H114ZM120 116V115H119ZM174 116V115H173ZM181 116V115H180ZM179 116V117H180ZM185 116V115H183ZM82 117V116H81ZM103 117V116H102ZM110 117V116H109ZM117 117V116H116ZM115 117V118H116ZM124 117V116H121ZM130 117V116H129ZM127 116V118H129ZM137 117V116H136ZM139 117V116H138ZM137 117V118H138ZM156 117V115H155ZM166 117V116H165ZM170 117V118H171ZM176 117V116H175ZM204 117V116H203ZM206 117V116H205ZM212 117V116H211ZM210 117V118H211ZM240 115L236 116L234 115V117L232 118L235 122L240 121ZM104 118H106L104 116ZM111 118V117H110ZM125 118V117H124ZM123 118V119H124ZM135 118V117H134ZM131 116V119H134ZM136 118V119H137ZM160 118V116H159ZM95 120V118H93ZM103 119V118H102ZM117 119V118H116ZM115 119V120H116ZM121 118H119L118 120H120ZM140 119V118H139ZM158 119V118H157ZM156 119V121H157ZM161 119V118H160ZM160 119L158 120V122L160 121ZM167 119V118H166ZM174 121V118H171ZM181 119H187V118H181ZM215 119V117H214ZM218 119V118H217ZM245 119H247L245 117ZM244 119V120H245ZM264 119V118H262ZM72 120L73 123H72ZM81 121V119H79ZM88 120V119H87ZM86 120V121H87ZM109 120V119H108ZM155 120V119H154ZM243 120V121H244ZM251 120V119H250ZM258 120V119H257ZM97 122V120H95ZM99 121V119H98ZM113 121V120H112ZM129 121V119H128ZM153 121V120H152ZM163 122V120H161ZM160 121V122H161ZM181 121V120H180ZM192 121V122H193ZM217 121V120H216ZM231 121V120H230ZM78 124H80V122L77 120L76 121ZM75 122V124H76ZM84 122V121H83ZM91 122V121H88ZM101 122V120H100ZM110 122V120H109ZM121 122V121H120ZM124 122V121H123ZM127 122V120H126ZM131 122V121H130ZM136 122V121H135ZM155 122V121H154ZM175 122H177L175 120ZM191 122V120H190ZM210 122V121H209ZM245 122V121H244ZM92 123V122H91ZM90 123V125H91ZM94 123V122H93ZM112 123V122H110ZM117 122H115L116 124ZM119 123V122H118ZM128 123V122H127ZM133 123V122H132ZM156 123V122H155ZM174 123V122H173ZM95 124V123H94ZM101 123H99L100 125ZM114 121H113V125ZM126 124V123H124ZM158 124V123H157ZM177 124V123H176ZM180 124V123H179ZM194 124V123H193ZM194 124V125H195ZM214 124V123H213ZM216 124V123H215ZM212 125V126H216V125ZM254 124V123H253ZM89 125V124H87ZM97 125V124H96ZM95 127L97 128L98 125ZM103 125V124H102ZM112 125V127H113ZM118 125V124H117ZM135 125V124H134ZM153 125H156L153 123ZM159 125V124H158ZM233 125V123H232ZM241 125V124H240ZM248 125V124H247ZM94 126V125H93ZM101 126V125H100ZM122 126V125H121ZM120 126V127H121ZM124 126V125H123ZM132 126V125H131ZM141 126V125H140ZM146 126V125H144ZM181 126V124H180ZM226 126V125H225ZM228 126V125H227ZM261 126V125H260ZM88 127V126H86ZM85 127V128H86ZM91 127V126H89ZM88 127V128H89ZM102 127V126H101ZM105 127V126H104ZM111 127V125H110ZM111 127V128H112ZM116 127V126H114ZM164 127V126H163ZM209 127V128H208ZM217 127V126H216ZM239 127V125H237V128ZM250 127V125H249ZM99 128V127H98ZM109 128V127H108ZM107 128V130H108ZM131 129V127H129ZM236 126H234V128L232 127V129H234L233 131L230 132V134L226 137V138H230L229 140H239L240 136L238 131L240 130V128L237 129ZM248 128V127H247ZM81 129V128H80ZM79 129L80 132H84L83 129L82 131ZM87 129V128H86ZM93 129V127H92ZM89 128V130H92ZM113 129V128H112ZM115 129V128H114ZM135 129V128H134ZM140 129V128H139ZM169 129V127H168ZM173 129V128H172ZM213 129V128H212ZM220 129V128H217ZM250 129V128H249ZM248 129V130H249ZM252 129V126H251ZM261 129V127H260ZM88 130V129H87ZM106 130V128L104 129ZM103 130V131H104ZM167 130V128H166ZM171 130V128H170ZM174 130V129H173ZM195 130V129H194ZM247 130V131H248ZM257 130V129H256ZM262 130V129H261ZM86 131V130H85ZM102 131V132H103ZM109 131V130H108ZM107 131V132H108ZM116 131V130H115ZM114 131V132H115ZM130 131V130H129ZM138 131V129H137ZM143 131V130H142ZM141 131V132H142ZM145 131V129H144ZM143 131V132H144ZM156 131V130H155ZM175 131V130H174ZM228 131V130H227ZM242 131V130H241ZM88 132V131H87ZM93 132V130H92ZM95 132H99V131H95ZM100 131V134L102 133ZM112 132V130H111ZM110 132V134H111ZM142 132V133H143ZM148 132V131H147ZM200 132V133H201ZM220 132V131H219ZM244 132V131H243ZM90 134H88V137H95V134L93 133V135H91V132L89 131ZM105 133V132H104ZM120 133V131H119ZM122 133V132H121ZM140 133V132H138ZM141 133V134H142ZM154 133V132H153ZM171 133V131H170ZM182 133V132H180ZM248 133V132H246ZM259 133V131H258ZM78 134V135H77ZM83 134V133H82ZM86 134V132L84 133ZM83 134V135H84ZM109 134V133H108ZM109 134V135H110ZM137 134V133H135ZM144 134V133H143ZM142 134V135H143ZM224 134V133H223ZM262 134H264V132H262ZM82 135V137H83ZM91 135V136H89ZM106 135V136H109ZM141 135V136H142ZM148 133L143 136H147ZM151 135V134H150ZM166 135V134H165ZM169 135V133H168ZM167 135V136H168ZM185 135V134H184ZM227 135V133H226ZM224 134V136H226ZM250 135V134H249ZM84 136H87L84 135ZM97 136H99V134L97 133ZM96 136V137H97ZM101 136V135H100ZM103 136V135H102ZM165 136V138L167 137ZM204 136V135H202ZM207 136V135H206ZM95 137V138H96ZM111 137V136H110ZM140 137V136H139ZM154 137V136H153ZM169 137V136H168ZM171 137V136H170ZM182 137V136H181ZM180 137V138H181ZM186 137V135H185ZM190 137V136H189ZM261 137V136H260ZM81 138V139H80ZM85 138V139H87ZM96 138L95 140L97 141ZM106 138V137H105ZM183 138V137H182ZM243 138V137H242ZM241 138V139H242ZM102 139V138H101ZM112 139V137L110 138ZM121 140V138H119ZM184 139V138H183ZM187 139V138H186ZM224 139V138H223ZM245 139V137H244ZM248 139V138H247ZM91 140V139H90ZM123 140V139H122ZM153 140V139H152ZM151 140V141H152ZM164 139H162L163 141ZM167 140V139H166ZM175 140V139H174ZM177 140V139H176ZM182 140V139H181ZM220 140V139H219ZM243 140V139H242ZM249 140V139H248ZM247 140V141H248ZM93 141V140H92ZM101 141V140H99ZM150 141V142H151ZM169 141V140H168ZM172 141V140H171ZM223 141V140H222ZM228 141V140H227ZM225 139V142H227ZM91 142V141H90ZM154 142V141H153ZM160 142V141H159ZM158 142V143H159ZM164 142V141H163ZM176 142V141H174ZM224 142V141H223ZM225 149L223 151L227 152L231 149H233L232 144H230V141H228V143L230 144V146L227 144ZM233 142V141H232ZM236 142V141H235ZM234 142V143H235ZM101 143V142H100ZM155 143V142H154ZM177 143V142H176ZM175 143V147H177L180 151L183 150V148L181 149L180 145L181 143H183V141L180 144H176ZM216 143V142H215ZM233 143V144H234ZM240 143V142H239ZM249 143V142H248ZM253 143V142H252ZM255 143V142H254ZM253 143V144H254ZM85 144V145H87ZM150 144V143H149ZM174 144V143H173ZM135 145V144H134ZM139 145V144H138ZM184 145V143H183ZM213 145V144H212ZM229 147H228V146ZM241 145V144H240ZM250 145V143H249ZM252 145V144H251ZM250 145V146H251ZM137 146V145H136ZM134 146V147H136ZM170 146V145H169ZM236 146V143H235ZM234 146V147H235ZM254 149L257 150H261L264 151L262 149H264V145L255 143L254 145ZM89 146L85 147L88 148ZM139 147V146H138ZM217 147V146H216ZM222 147V146H221ZM220 147V148H221ZM240 147V146H238ZM246 147V146H245ZM83 147H81L82 150ZM137 148V147H136ZM143 148V147H142ZM142 148H137L138 150H142ZM192 148V147H191ZM198 148V146H197ZM251 149L253 147H250ZM78 149V150H79ZM173 149V148H172ZM223 149V148H222ZM239 149V148H238ZM136 150V149H135ZM176 150V149H175ZM177 150V151H179ZM199 150V148H198ZM197 150V151H198ZM143 151V150H142ZM172 151V150H171ZM176 151V152H177ZM222 151V153H224ZM236 151V150H235ZM69 152V153H68ZM72 152V151H71ZM158 152V151H157ZM173 152V151H172ZM188 152V149L187 151ZM253 152V151H252ZM259 152V151H257ZM139 153V152H137ZM170 153V152H169ZM179 153V152H178ZM190 153V150H189ZM193 153V152H192ZM196 153V152H195ZM201 153V152H199ZM205 153V152H204ZM228 153V152H227ZM69 154V155H67ZM159 154V153H158ZM164 154V153H163ZM168 154V153H167ZM177 154V153H176ZM191 154V153H190ZM194 154V153H193ZM197 154V153H196ZM226 154V153H225ZM223 154V155H225ZM230 154V153H228ZM72 155L74 156V153L72 152ZM137 155V154H136ZM175 155V153H174ZM181 155V154H180ZM186 155V154H185ZM188 155V154H187ZM211 155V154H210ZM215 155V154H214ZM227 155V154H226ZM139 156V155H138ZM137 156V157H138ZM143 156V155H142ZM171 156V155H170ZM199 156V155H198ZM196 156V157H198ZM202 156V155H201ZM200 156V157H201ZM204 156V155H203ZM202 156V157H203ZM232 156V152L231 155ZM227 156V157H229ZM148 157V156H147ZM174 158V156H172ZM188 157V156H187ZM143 158V157H142ZM141 158V159H142ZM149 158V157H148ZM156 158V157H155ZM172 158V159H173ZM192 158V157H191ZM221 158V156H220ZM225 158V157H224ZM72 159H75V156L72 157ZM140 159V158H139ZM140 159V160H141ZM145 159H146V154H145ZM165 159V157H164ZM163 159V160H164ZM175 159V158H174ZM185 159V158H184ZM194 159V158H193ZM197 159V158H196ZM73 160V162H74ZM139 160V161H140ZM143 160V159H142ZM187 160V159H186ZM190 160V159H188ZM195 160V159H194ZM193 160V161H194ZM205 160V158H204ZM203 160V162H204ZM207 160V159H206ZM205 160V162H206ZM229 160V159H228ZM144 161V160H143ZM146 161V160H145ZM151 161V159H150ZM149 161V162H150ZM168 161V160H167ZM197 161V160H196ZM233 161V160H232ZM254 161V160H253ZM67 162V163H68ZM73 162L71 160L70 165H73ZM78 162V161H77ZM142 162V161H141ZM161 162L162 168H163V164L165 163ZM195 162V161H194ZM193 162V163H194ZM205 162L203 163L205 165ZM216 162V161H215ZM221 162V161H220ZM228 162V161H227ZM72 163V164H71ZM143 163V162H142ZM147 162H144V164ZM173 163V162H172ZM171 163V164H172ZM175 163V162H174ZM177 163V162H176ZM179 163V162H178ZM202 163V161H201ZM211 162H209V165ZM226 163V160L224 159L223 164ZM231 162H229L230 164ZM255 163V162H254ZM168 164V163H167ZM219 164V163H217ZM222 164V163H221ZM227 164V163H226ZM233 164V163H232ZM258 164V162H257ZM54 165V166H53ZM176 165V164H175ZM215 165V163L213 164ZM212 165V166H213ZM55 166V167H56ZM69 166V165H68ZM66 166V167H68ZM149 166V164H148ZM217 166V165H215ZM214 166V167H215ZM219 166V165H218ZM218 166L216 168H218ZM230 166V165H227ZM226 166V167H227ZM236 166V165H235ZM240 166V165H239ZM254 166V165H253ZM136 167V166H135ZM147 167V166H146ZM151 167V166H150ZM166 167V166H165ZM176 167V166H175ZM137 168V167H136ZM144 168V166H143ZM158 168V167H157ZM160 168V167H159ZM56 169V168H55ZM140 169V167H139ZM145 169V168H144ZM152 169V168H151ZM150 169V170H151ZM203 169V168H202ZM138 171V169H136ZM147 170V169H145ZM224 170V169H223ZM230 170V168H229ZM261 170V169H260ZM135 171V170H133ZM144 172V170H142ZM149 171V169L147 170ZM212 171V170H211ZM226 171V170H225ZM232 171L234 173V170L231 169V172L228 174H225L227 176L230 175V178L228 177L227 179H230L231 182V176H232ZM252 171V170H251ZM132 172V171H131ZM130 172V173H131ZM160 171L154 170V172L152 171L150 174H152L154 176H157L159 174ZM213 172V171H212ZM220 172V171H219ZM222 172V171H221ZM220 172V173H221ZM257 172V171H256ZM259 172V171H258ZM257 172V173H258ZM133 173V172H132ZM146 173V171L144 172ZM192 173V172H191ZM219 173V174H220ZM227 173V171H226ZM249 173V172H248ZM264 173V172H262ZM58 174V173H57ZM73 175V173H71ZM70 174V176H71ZM142 174V173H141ZM161 174V173H160ZM236 174V171H235ZM259 174V173H258ZM257 174V175H258ZM69 175V173H68ZM136 175V173H135ZM134 175V176H135ZM140 175V173L138 174ZM169 175V174H168ZM185 175V174H184ZM218 175V174H217ZM221 175V174H220ZM234 175V174H233ZM239 175V174H238ZM57 176H60L59 174ZM74 176V175H73ZM133 177V175H131ZM137 176V175H136ZM141 176V175H140ZM143 176V174H142ZM148 176V174H147ZM151 176V175H150ZM164 176V174H163ZM160 176V177H163ZM172 176V175H171ZM215 176V175H214ZM223 176V175H221ZM237 176V175H234ZM240 176V175H239ZM139 177V176H137ZM145 177V176H144ZM158 177V176H157ZM167 177V176H166ZM218 177V176H215ZM57 178V179H56ZM64 180L63 177H60ZM59 178V179H60ZM142 179V177H139ZM138 178V180H139ZM148 178V177H146ZM156 178V177H155ZM159 178V177H158ZM174 177L172 176V179ZM177 178V177H176ZM183 178V177H182ZM197 178V177H196ZM219 178V177H218ZM222 178V177H221ZM235 179L238 178L234 177ZM259 179V177H257ZM59 182H61V180ZM74 180V178H72ZM72 179L69 177V180L72 181ZM137 179V178H136ZM140 179V180H141ZM144 179V178H143ZM168 179L170 180L169 176ZM226 179V177H225ZM234 179V180H235ZM241 179V178H240ZM79 180V179H78ZM133 180V178H132ZM149 180V179H148ZM174 180V179H173ZM181 180V179H180ZM180 180H178L180 182ZM199 180V179H198ZM261 180V179H260ZM77 181V180H76ZM142 181V180H141ZM145 181V180H144ZM143 181V183H144ZM147 181V180H146ZM153 181L154 178H153ZM157 181V180H156ZM186 181V179H185ZM201 181V180H200ZM222 181V180H221ZM229 181V180H227ZM236 181V180H235ZM239 181V180H238ZM80 182V180H79ZM88 182V181H87ZM136 182V181H135ZM139 181H137V184ZM160 182V181H159ZM166 182V180H165ZM164 182V183H165ZM234 182V181H233ZM249 182V181H248ZM76 183V182H75ZM168 183V182H167ZM166 183V184H167ZM171 183V182H170ZM177 183V182H176ZM175 183V187L176 184ZM183 183V181H182ZM190 184V182H188ZM192 183V182H191ZM196 183V181H195ZM63 184V183H62ZM82 184V182L80 183ZM146 184V185H145ZM188 184V185H189ZM57 185H60V187H58ZM74 185V183H73ZM136 185V183H135ZM145 188L148 185V183H144ZM144 185H143V191H144ZM161 185V184H160ZM184 185L185 182H184ZM192 185V184H191ZM200 185V184H199ZM212 185V184H211ZM236 185V184H234ZM77 186V187H76ZM88 186V185H87ZM92 187V185H90ZM104 185H102L103 187ZM111 186V185H110ZM109 186V187H110ZM137 186V185H136ZM166 186V185H165ZM187 186V185H186ZM194 186V185H192ZM201 186V185H200ZM203 186V185H202ZM205 186V185H204ZM209 186V185H208ZM232 186V185H231ZM238 186V185H237ZM236 186V187H237ZM106 187V186H105ZM104 187V188H105ZM139 187V186H137ZM160 187V186H159ZM178 187V186H177ZM180 187V185H179ZM182 187V185H181ZM188 189H190V186H187ZM186 187V188H187ZM196 187V186H195ZM215 187V185H214ZM230 187V186H229ZM234 187V186H233ZM66 188V187H65ZM101 187H99L98 189H100ZM141 188V186H140ZM150 188V187H149ZM164 188V187H162ZM183 188H185L183 186ZM199 188V187H198ZM203 188V187H202ZM210 188V187H209ZM222 188V187H221ZM228 188V187H227ZM225 188V189H227ZM239 188V187H238ZM259 188V187H258ZM262 188V187H261ZM93 189V188H90ZM109 189V188H108ZM176 189V188H175ZM197 189V188H196ZM200 189V188H199ZM198 189V190H199ZM211 189V188H210ZM219 189V188H217ZM229 189V188H228ZM234 189V188H233ZM120 190V189H119ZM127 190V189H126ZM141 190V189H140ZM151 190V189H150ZM168 190V189H167ZM201 190V189H200ZM208 190V188H207ZM214 190V188L212 189ZM211 190V191H212ZM238 190V189H237ZM264 190V189H262ZM262 190L260 191L261 193ZM77 191V192H75ZM82 192L80 194V192ZM89 191V189H88ZM94 191V190H93ZM103 191V190H102ZM106 190H104L105 192ZM129 191V190H128ZM137 191V189H136ZM135 191V192H136ZM148 191V189H147ZM161 191V190H160ZM164 191V190H162ZM182 191V190H180ZM195 191V190H194ZM204 191H206L204 189ZM215 191V190H214ZM213 191V193H214ZM227 191V190H226ZM225 191V192H226ZM234 191V190H233ZM249 191V190H248ZM259 191V189H258ZM91 192V191H90ZM100 191H98L99 193ZM108 192V191H107ZM125 192V191H124ZM130 192V191H129ZM132 192V191H131ZM138 192V191H137ZM156 192V191H154ZM154 192L153 197H154ZM157 192H159V190H157ZM179 192V190L177 191ZM202 192V191H201ZM208 192V191H206ZM215 191V194L218 195V192ZM221 192V191H220ZM83 193V194H84ZM102 193V192H101ZM139 193V192H138ZM150 193V191H149ZM160 193V192H159ZM183 193V192H182ZM210 193V192H209ZM228 193V192H227ZM81 195V196H77L78 200L82 198L81 197H86L85 195ZM87 194V193H86ZM128 194V193H127ZM134 194V193H133ZM141 194V192L139 193ZM145 194V193H144ZM143 194V196H144ZM169 194V193H167ZM166 194V196H167ZM173 194V193H172ZM203 194V193H202ZM205 194V193H204ZM223 194V193H222ZM238 194V193H237ZM95 195V194H94ZM123 195V194H122ZM125 195V194H124ZM123 195V196H124ZM130 195V194H129ZM157 195V194H156ZM165 195V194H162ZM170 195V194H169ZM168 195V196H169ZM183 195V194H182ZM187 195V194H186ZM209 195V194H208ZM221 195V194H220ZM227 195V194H226ZM262 195V194H261ZM93 196V194H92ZM96 196V195H95ZM120 196V195H119ZM139 196V195H138ZM142 196V195H141ZM160 196V194L158 195ZM180 196V195H179ZM202 196V195H201ZM215 195H213L214 197ZM225 196V194H224ZM223 196V197H224ZM237 196V195H236ZM257 196H260L257 194ZM66 196H64L65 198ZM76 197V196H75ZM80 197V198H79ZM83 197V199H84ZM90 197V196H89ZM126 197V196H124ZM133 197V196H132ZM129 197V198H132ZM140 197V196H139ZM165 197V196H164ZM162 198L165 200V198ZM182 197V196H181ZM184 197V196H183ZM182 197V198H183ZM209 197V196H208ZM220 196H218L219 199ZM230 197V196H229ZM68 197H66L67 200ZM69 198V199H70ZM88 198V197H87ZM91 198V197H90ZM114 198V203L116 202L115 197ZM137 198V196H136ZM156 198V197H155ZM158 198V197H157ZM156 198V200H157ZM187 198V197H186ZM212 198V197H211ZM227 198V197H226ZM232 198L233 195H232ZM242 198V197H241ZM261 198V196H260ZM86 199V198H85ZM97 198H95L96 200ZM121 199V198H120ZM140 199V198H139ZM147 198H145L146 200ZM152 199V200H151ZM154 198H150L151 202H153ZM161 199V198H160ZM161 199V200H162ZM192 199V198H191ZM65 200V199H63ZM77 200V201H78ZM94 200V201H95ZM134 200H135V196H134ZM161 200H157L159 202H161ZM163 200V201H164ZM166 200L168 201V198H166ZM165 200V202L167 203V201ZM171 200V199H170ZM187 200V199H186ZM240 200V199H239ZM261 200V199H260ZM74 201V199H73ZM76 201V200H75ZM76 201V203H77ZM84 201V200H83ZM90 201V200H89ZM112 201V200H110ZM109 201V203H111ZM118 201V200H117ZM136 201V200H135ZM143 201V200H142ZM141 201V202H142ZM157 201H154L156 203H158ZM173 201V200H172ZM176 201V199H175ZM182 201V199H181ZM201 201V200H200ZM226 200H224L225 203ZM62 204H59V203ZM66 202V201H65ZM79 202V201H78ZM87 202V203H91ZM120 202V201H119ZM130 202V201H129ZM138 202V201H137ZM140 202V201H139ZM150 204L151 202L148 201ZM188 202V201H186ZM220 203V200L218 201ZM217 202V204H218ZM221 202L223 203V201L221 200ZM228 202V201H227ZM258 202V201H257ZM69 203V202H68ZM73 203V202H72ZM107 203V202H106ZM108 203V205H109ZM118 203V202H116ZM132 203V202H131ZM146 203V202H145ZM163 203V202H162ZM169 203V202H168ZM175 203V202H174ZM179 203V202H178ZM181 203V202H180ZM179 203V204H180ZM220 203V204H222ZM229 203V202H228ZM227 203V204H228ZM66 204V203H65ZM81 204V201H80ZM94 204V203H93ZM123 204V203H122ZM125 204V202H124ZM127 204V203H126ZM133 204V203H132ZM129 204V205H132ZM136 204V203H135ZM144 204V203H142ZM159 204V203H158ZM184 204V203H183ZM187 204V203H185ZM191 205V203H188V205ZM219 204V205H220ZM70 205V203L68 204ZM76 205V204H75ZM83 205V204H81ZM89 205V204H88ZM91 205V204H90ZM112 206V204H110ZM115 205V204H114ZM121 205V204H120ZM146 207H143L146 209V212H149V209L147 211V203L145 204ZM151 205L154 204L152 203ZM150 205V209L152 208ZM161 205V204H160ZM172 205V204H170ZM177 205V204H176ZM175 205V206H176ZM264 205V204H262ZM67 206V205H65ZM80 206V205H79ZM87 206V204H86ZM116 206V205H115ZM119 206V205H118ZM123 206V205H122ZM125 206V205H124ZM127 206V205H126ZM125 206V207H126ZM134 206V204H133ZM143 206V205H141ZM164 206V203L163 205ZM200 206V205H199ZM227 206V205H224ZM222 206V207H224ZM110 207V206H109ZM113 207V206H112ZM135 207V206H134ZM184 207V206H183ZM203 207V206H201ZM218 207V205H217ZM228 207V206H227ZM256 207V206H255ZM58 208V207H57ZM87 208V207H86ZM92 209V207H90ZM111 208V207H110ZM130 208V207H129ZM128 208V209H129ZM133 208V207H132ZM137 208V206H136ZM142 208V207H140ZM162 208V207H161ZM159 208V209H161ZM164 208L167 209V206H165ZM163 208V209H164ZM169 208V207H168ZM173 208V207H172ZM178 208V207H177ZM189 208V207H188ZM187 207H185V209L187 211H189ZM191 208V207H190ZM216 208V207H215ZM234 208V207H232ZM259 208V207H258ZM257 208V210H258ZM261 208V207H260ZM60 209V208H59ZM89 209V208H88ZM87 209V210H88ZM114 209V208H113ZM119 209V208H118ZM121 209V208H120ZM145 209H143L145 211ZM159 209H155L151 212H153V214H155V212L157 211H161ZM171 209V208H169ZM112 210V209H111ZM123 210V209H122ZM132 210V209H131ZM203 211V209H201ZM231 210V209H230ZM255 210V209H254ZM261 209H259L260 213H261ZM106 211V209H105ZM110 211V210H109ZM116 211V210H115ZM169 211V210H168ZM172 211V210H171ZM175 211V210H174ZM183 211V210H182ZM201 211V212H202ZM118 212V211H116ZM120 212V211H119ZM123 212V211H122ZM129 212V211H128ZM141 211H139L140 213ZM145 212V213H146ZM156 212V215H157ZM166 212V211H165ZM164 212V213H165ZM170 212V211H169ZM204 212V211H203ZM256 212V211H255ZM107 213V212H106ZM121 213V212H120ZM119 213V214H120ZM130 213V212H129ZM138 213V214H139ZM150 213V212H149ZM148 213V214H149ZM162 211H161V215H162ZM174 213V212H173ZM187 214V212H184ZM257 214H259L258 212H256ZM94 216H93V215ZM141 214V213H140ZM139 214V215H140ZM147 214V213H146ZM147 214V215H148ZM160 214V213H158ZM172 214V213H171ZM181 214V213H180ZM190 214V213H189ZM212 214V213H211ZM105 215V214H104ZM144 215V213H143ZM153 215V216H156ZM161 215H157L159 216L158 218L161 217ZM169 215V213L167 214V216ZM204 215V214H203ZM262 215V214H261ZM121 216V215H118ZM150 216H152V213H150ZM146 217V221L149 220V217ZM152 216V217H153ZM164 216V217H167ZM181 216V215H180ZM188 216V215H187ZM191 216V214L189 215ZM257 216V215H256ZM116 214L109 212L107 214L106 217H104L108 224L110 225L112 222L114 223L116 221V224L121 225V227L125 230H131L133 229V231H137V233H141L142 234V230L143 229H147V232L149 230V234L152 235L154 238H158L161 239L160 237H162V230H160L161 228L159 226L162 227V224H160V222H158V218L157 220H154V218L152 219L151 222L147 223L145 221V223L143 222L145 220V217L142 216L144 218V220L141 221L140 220H135L137 221L133 226H132V222L130 223L129 220L124 219H119L116 218ZM124 217V216H122ZM131 217V216H130ZM140 217V216H139ZM163 217V215H162ZM161 217V218H162ZM169 217V216H168ZM167 217V218H168ZM184 217V216H183ZM192 217V216H191ZM190 217V218H191ZM201 217V215H200ZM248 217V216H247ZM262 217V216H261ZM121 218V217H120ZM135 218V217H134ZM148 218V220H147ZM187 218V217H185ZM238 218V217H237ZM236 218V219H237ZM241 218V217H240ZM132 219V218H131ZM156 219V217H155ZM166 220V218H164ZM169 219V218H168ZM171 219V218H170ZM169 219V220H170ZM184 219V218H183ZM103 220V219H102ZM105 220V221H106ZM161 220V219H159ZM200 220V219H199ZM231 220V219H230ZM235 220V219H234ZM238 220V219H237ZM91 222L92 226H90V230L88 229H84L85 226V222ZM126 221V222H125ZM163 221V220H162ZM198 221V220H197ZM213 221V219H212ZM106 222V223H107ZM168 222L165 221V223ZM209 222V221H208ZM214 222V221H213ZM236 223V220L234 221ZM258 222V221H257ZM256 222V223H257ZM110 223V224H109ZM252 223V221H251ZM87 224V223H86ZM102 224V223H101ZM261 222H259V226L255 227V232H257L256 234H258L259 236V242L260 245L262 246V248H264V223H262V225L260 226ZM112 225V224H111ZM164 225V224H163ZM196 225V224H195ZM252 226V224H250ZM103 226V225H102ZM101 226V233L104 234V238L103 239H98V243L99 245L102 246H107L108 248L111 249L110 254H106L105 256L101 255L100 253H98L97 255L94 254L95 256L92 257V259L90 260H86V264H128L131 262L132 256H129L128 253L130 254V251L133 250V248L135 247V245H141V242H136L137 240H134L132 237L134 235H132V237L130 238V240H126L123 236H117L116 235L114 237L113 235V231L111 230V228H104L105 230H103V227ZM113 226V225H112ZM197 226V225H196ZM214 226V224H213ZM83 227V229L85 230L84 232H82V236L80 235L78 238L79 233L81 234L80 230ZM120 227V226H119ZM130 227V228H129ZM147 227V228H146ZM166 227V226H165ZM212 227V226H211ZM114 228V227H113ZM118 228V227H117ZM254 228V227H253ZM99 229V230H100ZM164 230V229H163ZM172 230V229H171ZM223 230V229H222ZM88 231V232H87ZM122 231V230H121ZM161 231V232H160ZM167 231V230H166ZM253 231V233H254ZM118 232V231H117ZM126 232V231H125ZM128 232V231H127ZM164 232V231H163ZM175 232V231H174ZM221 232V231H220ZM227 232V231H226ZM248 233L251 231H247ZM98 233V232H97ZM100 233V234H101ZM135 233V232H133ZM170 233V231H169ZM178 233V232H177ZM212 234L213 231L210 230L208 232V234ZM99 234V233H98ZM102 234V235H103ZM120 234V233H119ZM123 235V233H121ZM136 234V233H135ZM247 234V233H246ZM250 234V233H249ZM91 235V234H90ZM140 235V234H139ZM148 235V234H147ZM164 235V234H163ZM168 235V234H167ZM172 235V234H171ZM215 235V234H214ZM86 236H89L88 234ZM94 236H96L94 234ZM151 236V237H152ZM217 236V235H216ZM142 237V236H141ZM147 237V236H145ZM166 237V236H165ZM168 237V236H167ZM88 238V237H87ZM95 238V237H93ZM116 238V240L114 239ZM137 238V237H136ZM140 238V237H139ZM143 238V237H142ZM164 238V237H162ZM174 238V236L172 237V239ZM224 238V235H223ZM76 239V240H75ZM145 239V238H144ZM169 239V237H168ZM167 239V240H168ZM171 239V238H170ZM169 239V240H170ZM221 239V238H220ZM78 240V241H77ZM94 240V239H93ZM97 240V239H96ZM179 240V239H178ZM141 241V240H140ZM156 241V239H155ZM162 241V240H161ZM174 241V240H173ZM183 241V240H182ZM220 241V240H219ZM218 241L219 245L220 242ZM152 242V241H151ZM150 242V244H151ZM170 242V241H169ZM168 242V243H169ZM177 242V241H176ZM141 243V244H140ZM144 243V242H143ZM175 243V241H174ZM183 243V242H182ZM223 243V242H222ZM87 244V245H85ZM94 244V242H93ZM145 244V243H144ZM143 244V245H144ZM173 244V243H172ZM171 244V246H173ZM176 244V243H175ZM204 244V243H203ZM258 244V243H257ZM98 245V246H99ZM154 245V244H153ZM156 245V244H155ZM164 245V244H163ZM169 245V244H168ZM218 245V246H219ZM96 246V245H95ZM142 246V245H141ZM179 246V245H178ZM181 246V245H180ZM105 247H103L105 249ZM221 247V246H220ZM256 247V245H255ZM106 248V249H108ZM170 250L171 247L169 246ZM252 248V247H251ZM257 248V247H256ZM90 249H93L92 247L89 248L88 250L90 251ZM96 249V248H95ZM98 249V248H97ZM109 249V251H110ZM132 249V250H131ZM135 249V248H134ZM158 249V248H157ZM180 249V248H179ZM243 249V248H242ZM248 249V248H245ZM250 249V246H249ZM261 249V248H260ZM99 250V249H98ZM160 250V249H158ZM157 250V251H158ZM244 250V249H243ZM107 251V250H106ZM152 251V250H151ZM168 251V250H167ZM172 251V250H171ZM170 251V252H171ZM250 251V250H249ZM262 251V249H261ZM104 252V251H103ZM133 252V251H132ZM153 252V251H152ZM159 252V251H158ZM166 254H168L166 252V250L164 251ZM169 252V251H168ZM175 252V251H174ZM180 252V251H179ZM215 252V251H214ZM222 252V250H221ZM86 253V252H85ZM88 253V251H87ZM86 253V256H87ZM91 253V251H90ZM144 253V252H143ZM146 253V252H145ZM178 253V252H175ZM224 253V252H223ZM81 254V253H80ZM139 254V253H138ZM141 254V253H140ZM136 258H138L136 260V262L134 264H144L145 262L143 261V255H141ZM171 254V253H169ZM168 254V255H169ZM218 254V253H217ZM220 254V253H219ZM159 255V253H158ZM162 255V253H161ZM164 253H163V257H164ZM166 255V256H168ZM246 256V255H245ZM88 257V256H87ZM147 257V256H146ZM170 257V256H169ZM177 257V256H176ZM61 258V259H60ZM171 258V257H170ZM218 258V257H217ZM78 259V258H77ZM74 258V260H72V262L70 264H76L78 263V260ZM160 259V258H159ZM246 259V258H245ZM164 260V259H163ZM166 260V258H165ZM164 260V261H165ZM84 261V260H83ZM161 261V260H160ZM163 262V261H162ZM61 264V263H60ZM63 264V263H62ZM69 264V263H68ZM80 264H82V262H80ZM148 264V263H147ZM158 264H160L158 262ZM164 264V262H163Z\"/></svg>", "mask_w": 264, "mask_h": 264}]
</instances>
